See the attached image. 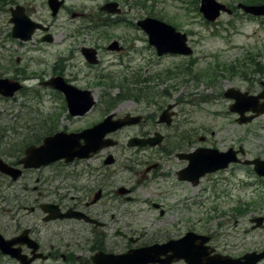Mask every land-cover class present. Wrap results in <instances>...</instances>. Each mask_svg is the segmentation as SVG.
Segmentation results:
<instances>
[{"label": "rangeland", "instance_id": "rangeland-1", "mask_svg": "<svg viewBox=\"0 0 264 264\" xmlns=\"http://www.w3.org/2000/svg\"><path fill=\"white\" fill-rule=\"evenodd\" d=\"M64 1V9L58 16L52 17L47 0H0L2 8L0 38H3L5 43V47L0 46V50L6 52L5 59L8 62L14 67L25 69L28 76L40 74L46 79L61 56L75 51L76 57L71 62L66 78H70L79 88L91 89L97 100L96 108L86 120H83V123L71 122L60 111L63 103L53 100L52 95L55 92L50 88L37 86L35 80H32L27 83L28 90L23 92L24 95H19L16 102L0 100V127L6 124V128L17 129L19 132L12 144L29 143L34 135V127L37 125L42 127V124H39L42 119L54 118L58 126L75 130L104 118L110 112H106V109L110 108L111 102L103 96L109 91H112L113 95L117 94L120 89L118 82L123 80L124 91L129 88L135 96L122 100L111 109L120 116L128 113L140 114V111H146L148 108L153 112L166 109L172 104L176 105L174 110L177 112L172 126L182 136L192 139L194 135L198 138L207 134L210 137L211 132H214L215 140L220 141L227 137L233 142L235 139L240 141L241 136H246V131L255 130L256 134L249 136L252 140L250 144L255 142L264 147V117L245 126L239 125L235 121V115L229 113L230 101L223 95L226 89L230 88L246 91L248 81L254 85L251 86V91L258 90L260 81L264 77V19L249 18L238 11V14L231 16L223 14L217 22L210 24L200 14L201 0ZM218 1L232 8L245 0ZM111 2L119 3L122 13L112 15L101 10V7ZM16 5L26 7L32 19H40L51 25L55 42L38 46L34 43L20 46L13 42L9 36L11 24L10 14L7 11L11 6ZM146 17L162 20L176 27L178 31L186 33L189 45L194 50L193 56H158L155 48L149 45L146 33L136 26L137 21ZM119 39L128 47L124 56L105 50L112 40ZM83 45L102 48L99 65L91 67L85 63L80 54ZM255 62L263 67L262 76L253 67ZM136 81L139 82L133 84ZM4 110H9L5 113V124L1 112ZM158 114L160 115L161 111ZM144 129L141 125L135 126L127 128L118 135L121 146L115 150V153L119 172L118 176L114 177H137L133 172L122 171L120 168L127 163L126 158L129 157L134 159L136 170L144 168L142 161L146 160V154L123 155L125 148L128 149L126 147L128 138L141 134ZM9 133L7 135L10 136ZM1 148L3 151L11 149L10 146H1ZM251 149V157L259 155L254 147ZM98 163L94 162L91 167H96ZM43 176L49 177L48 171H44ZM136 179L134 178L133 181L135 182ZM239 180V176L234 177L233 174H229L228 177L204 179L196 188L178 185L175 190L188 199L193 213V215L185 214V210H182L183 212H179L180 216L183 218L191 216L199 219L200 224H204L209 221V210L214 207L217 209L228 205L235 207L244 199V193L237 187ZM155 188L157 186L154 183L144 185L138 188L137 195L146 196L148 191ZM164 189H170L169 184L164 185ZM194 202H198V205H194ZM175 203L174 199L164 201L166 208ZM134 209L138 211L137 206ZM224 212H227L226 208ZM153 214L158 215L152 210L149 213H143L141 210L137 212L136 216L139 218L133 220L135 227L150 229L151 232L163 228L167 218L151 227ZM229 215L235 217V212L231 210ZM169 219H173V215H169ZM236 219L234 218L224 230H218V235L223 241L228 238L231 242H235L239 233L242 235L245 226L242 221H239L237 226ZM3 220L0 216V225ZM219 221H222V216L215 215L213 224ZM230 233L231 236L227 235ZM254 246L264 247V242L250 245L251 248ZM1 264L13 263L4 260Z\"/></svg>", "mask_w": 264, "mask_h": 264}, {"label": "flooded vegetation", "instance_id": "flooded-vegetation-1", "mask_svg": "<svg viewBox=\"0 0 264 264\" xmlns=\"http://www.w3.org/2000/svg\"><path fill=\"white\" fill-rule=\"evenodd\" d=\"M1 9L0 14L2 13ZM44 39V34L39 31L34 34L30 42H20L19 45L29 46L32 43L37 46L43 45ZM52 41L54 42V39ZM4 44L3 38H0V46L4 48ZM38 49L42 50L40 47ZM80 54L84 59L81 51ZM124 54L125 50L119 55L123 56ZM75 57V51L61 56L58 63L51 69L48 79L56 75L63 76L69 84L75 85L70 78H66V73ZM5 58L6 52L0 50V79L9 78L23 85L22 90L9 99L10 101L16 102L19 95H24L23 92L28 90L27 83L32 80H35L37 84H41L42 80H48L40 74L28 76L25 69L14 67L10 62L7 63ZM261 91L262 87L254 94L257 95ZM52 97L55 98H53L54 101L63 103V108L60 111L69 121L83 123V120L88 118V115L71 117L68 114L64 95L56 93ZM78 99H82V97H78ZM0 100L6 102L8 99L0 94ZM149 109L136 114L142 116L143 120L140 125L145 129L141 134L133 137L159 138L161 143L156 147L126 149L129 152L124 150L123 155L146 154V160L142 161L143 169L137 168L136 170L135 161L130 157L126 158L127 163L120 167L122 171H131L137 177H114L118 176L119 172L118 158L113 159V164L107 162L111 156L117 155L116 149L113 148L103 150L87 160L76 159L70 163L63 160L38 169H24L21 159L28 147H40L46 138L53 137L58 132H80L93 128L102 120L90 122L82 130H70L68 127L58 126V122L54 118L42 119L39 121L42 127L39 125L34 127L32 140L19 145L12 144L13 139L15 140L19 135L18 130L6 128L5 113L9 110L1 111L5 126L0 127V157L8 166L22 171L21 175L0 172V187L2 188L0 191V216L4 219L0 225V234L4 239L17 242L14 248L19 249L22 254L40 255L33 264H94V257L99 255L109 259L113 255H123L143 247L157 244L166 245L171 241L182 240L188 235L191 237L190 241L196 243L195 246L181 249V255L184 258L172 264L192 263L194 256L198 255L199 244L202 247L204 261L210 260L215 255L242 259L249 253L256 252L251 255V258L242 259V263L264 264V259L255 262L259 254L264 252V247H250L260 241L264 242V199H262L264 189L257 190L264 185V178L256 174L254 165L250 164L254 160H264V157L261 156L264 153V147L255 142L250 144L249 136L256 134L255 130L246 131V136H241L240 141L235 139L233 142L227 137L220 141L215 140L214 132H211L210 137L206 134L198 138L197 135H194L192 139L188 137L184 139L172 125L168 126L160 122L159 109L153 112ZM114 114L116 118L124 116H118L116 111ZM236 119L237 116L235 121ZM126 129L118 131L112 137L118 138V135ZM8 132H10V136L7 135ZM1 146H10L11 149L3 151ZM251 147H254L255 152L259 153L258 156L251 157ZM198 148L219 151V153L228 152L232 154L233 159L239 161L231 164L225 170L204 176V179L228 177L229 174L240 177L238 185L239 189L245 193L244 199L238 206L224 207L227 212L223 210L218 214L222 216L223 221L215 224L222 229L229 226L232 222V217L229 215L231 210L235 213L238 212L239 219L235 224L238 226L239 221H242L245 229L242 230L243 237L236 239L235 242H231L228 238L223 241L213 230H210L213 229L214 212H212L211 221L204 224H200L197 218L180 216L181 203L185 204L184 210L187 214L193 215L192 207L188 203V199H185L184 195L178 194L175 188L178 185H188L192 188H196V186L187 181H181L178 173L188 166L185 155L192 154ZM94 162L99 163L96 167H91ZM44 171H48L49 177L43 176ZM14 175L18 177H14ZM85 175L87 177H82ZM134 178H137L135 182ZM152 183L156 184L157 188L148 191L146 196L137 195L138 188ZM166 184H169L170 189H164ZM256 194L258 196H255ZM249 196L251 198H248ZM173 199L176 203L166 208L164 201ZM194 205H198V202H194ZM135 206L138 207V211L134 209ZM140 210L143 213H149L150 210L158 213L157 216L152 215L151 227L167 218L164 227L154 232H151L150 229L135 227L133 220L139 218L136 213ZM169 215H173V219H169ZM206 230H210V239L203 244V239L198 236L206 235ZM31 242L38 246L37 250H34ZM170 255H172L170 251H165L159 259L164 261ZM186 256L188 257L186 258ZM4 258L8 257L4 256ZM10 262L19 264L13 259H10Z\"/></svg>", "mask_w": 264, "mask_h": 264}, {"label": "water", "instance_id": "water-1", "mask_svg": "<svg viewBox=\"0 0 264 264\" xmlns=\"http://www.w3.org/2000/svg\"><path fill=\"white\" fill-rule=\"evenodd\" d=\"M49 5L53 11V15L55 16V15H57V13L59 11V9L62 5V2H58V0H50ZM116 7H117V4L114 3V4L107 5L103 9L106 11H109L111 13L120 12L118 9H116ZM239 7H241L248 14L255 15V16H264V5L244 6L243 4H240ZM200 11L202 12V14L206 18V20L209 22H215L218 18H220L222 12L232 14V11L230 9H228V7L226 5L219 3L217 0H202V6L200 8ZM12 13H13V19L11 20V22H13L15 24L14 34H13L14 37L20 38L24 41H27V40L31 39L32 34L34 33V31L36 29L42 28L41 25L32 22L25 15L24 9L21 7H18L17 10H13ZM139 26L149 35L150 44L152 46L156 47L159 56H162L166 53L179 54V55H185V56H190L193 54L192 48L189 47L187 44V41H188L187 35L178 32L174 27H172V26H170L164 22H161L159 20L152 19V18H148L144 21L139 22ZM110 49L120 50L117 42L113 43L110 46ZM82 52L91 64L97 63L96 52L93 49H85L84 48L82 50ZM59 80H60V78H55V79L51 80L50 82H48L47 85H51L52 87L60 90L61 92H63L66 95L68 94L70 96L68 99V102L71 105V109H76V108L80 109V108H82V104L88 103L87 108H85L82 111L84 113L94 104L92 97L88 98V99L79 100L75 96V95L80 94V93L91 95L90 91H80V90L66 84L63 79H61L60 81ZM6 82L7 81H0V87L4 86ZM5 91H7L6 92L7 94L12 92L11 89H6V90H3L2 92L5 93ZM232 93H234V91L229 90L228 93L226 94V97H229ZM231 97H234V95H232ZM252 102L253 101L251 100V103ZM71 103H73V104H71ZM172 108H173L172 106L169 107V109H172ZM72 114L76 115L77 113L74 110V111H72ZM170 116H171V114L169 113V110H167L162 116L163 122L169 123ZM111 118H112V116H110L106 120V122L101 125L102 127L97 126L96 127L97 129L94 128L92 130L84 132L81 135H79V134L66 135L65 134V136H64V135L59 134L60 136H57V138L55 137L53 140H47L45 145L42 146L41 148H39V151L40 152H46V155L42 157L44 159V162H41L38 165H32L33 160H34V158H33L34 153L32 151L34 149L33 147L29 148L27 150V152H26L27 158L24 159L22 162L25 163L26 167H32V166L39 167L43 164H47L49 162L57 161V160H60L63 158L70 161L75 157H83V158L85 156L88 157L89 151H94L96 149L100 150L102 147L106 146V144L103 141V138L108 132L115 131L118 128H121L125 125H132V124L138 123L140 120L137 118H127L126 120H124L122 123H120L118 125L119 127L118 126L117 127L116 126L115 127H108V125L111 124V123H109V120ZM130 119H133V120H130ZM251 119L252 118H250L249 120H251ZM104 129H105V131H104ZM91 132H92V135H91ZM86 135H88V136H86ZM82 138H84L86 141L85 146L80 145V140ZM144 145H145V143H144ZM188 158L190 161V165L183 172V176L184 177H195L194 184H197L199 182V178L202 175H204L206 172H214L218 168H221V166L225 167L228 165V162L225 159H219L218 164H220V166H217V167L211 166L210 167L209 164H210L211 160L209 163H208V160L210 158H214V156L212 154H205L202 152V150H199L196 154H194L193 157H192V155H190V157H188ZM221 163H222V165H221ZM203 165H205V166H203ZM200 166L202 167V171H201L202 173L200 172L198 174L197 173L195 174L196 169L200 168ZM192 167H194V168H192ZM1 169H3V171H4L6 169V165H4L0 161V170ZM16 174L19 175L20 172L17 171ZM1 245H2V247H1ZM0 248H3V244L1 242V240H0ZM139 252H133L129 255L121 256V257H118L115 259H117L116 261L118 264H139V263L143 264L142 261H143L145 255L147 254V252L146 251H139ZM135 253H136V255H135ZM15 256L16 255H14V257ZM151 262H153V261H151ZM222 264H226V263L222 262Z\"/></svg>", "mask_w": 264, "mask_h": 264}, {"label": "trees", "instance_id": "trees-1", "mask_svg": "<svg viewBox=\"0 0 264 264\" xmlns=\"http://www.w3.org/2000/svg\"><path fill=\"white\" fill-rule=\"evenodd\" d=\"M244 3H246V4H264V0H245ZM235 10L238 11L237 8H236ZM253 67H255V68L257 69V72L261 71L258 62H255L254 65H253ZM251 68H252V67H251ZM138 82H139V81H136V82H134L133 84H137ZM123 84H124V81H123V80H120V81L118 82V87L121 89V91H122L123 93L117 95L116 97L111 98V100H112V101H111V104H113V103H119V102H121V101L124 100V99H127V98H130V97L135 96V93H134V94L131 93L130 90H129V88H128V90L125 92V91H124V86H123ZM139 92H142V90H139ZM138 96H139V95H138ZM111 107H112V105H111ZM111 107H110V108H111Z\"/></svg>", "mask_w": 264, "mask_h": 264}, {"label": "bare ground", "instance_id": "bare-ground-1", "mask_svg": "<svg viewBox=\"0 0 264 264\" xmlns=\"http://www.w3.org/2000/svg\"><path fill=\"white\" fill-rule=\"evenodd\" d=\"M0 191H1V187H0Z\"/></svg>", "mask_w": 264, "mask_h": 264}]
</instances>
